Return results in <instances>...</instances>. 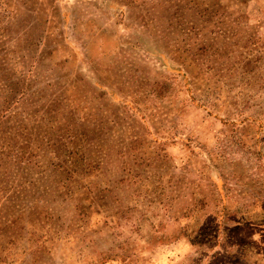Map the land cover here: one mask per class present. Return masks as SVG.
I'll return each instance as SVG.
<instances>
[{
	"label": "rangeland",
	"instance_id": "1",
	"mask_svg": "<svg viewBox=\"0 0 264 264\" xmlns=\"http://www.w3.org/2000/svg\"><path fill=\"white\" fill-rule=\"evenodd\" d=\"M0 264H264V0H0Z\"/></svg>",
	"mask_w": 264,
	"mask_h": 264
}]
</instances>
